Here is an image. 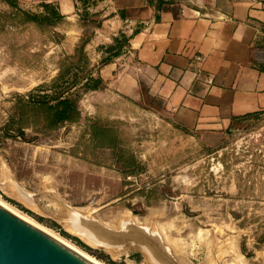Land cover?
<instances>
[{"label": "rangeland", "instance_id": "obj_1", "mask_svg": "<svg viewBox=\"0 0 264 264\" xmlns=\"http://www.w3.org/2000/svg\"><path fill=\"white\" fill-rule=\"evenodd\" d=\"M98 3L0 0V201L98 264H264V113L192 132L107 93Z\"/></svg>", "mask_w": 264, "mask_h": 264}, {"label": "crops", "instance_id": "obj_2", "mask_svg": "<svg viewBox=\"0 0 264 264\" xmlns=\"http://www.w3.org/2000/svg\"><path fill=\"white\" fill-rule=\"evenodd\" d=\"M19 1L71 16L91 0ZM98 2L100 37H125L97 72L107 93L153 98L192 132L219 134L264 113V0Z\"/></svg>", "mask_w": 264, "mask_h": 264}, {"label": "water", "instance_id": "obj_3", "mask_svg": "<svg viewBox=\"0 0 264 264\" xmlns=\"http://www.w3.org/2000/svg\"><path fill=\"white\" fill-rule=\"evenodd\" d=\"M0 264H95L0 205Z\"/></svg>", "mask_w": 264, "mask_h": 264}, {"label": "bare ground", "instance_id": "obj_4", "mask_svg": "<svg viewBox=\"0 0 264 264\" xmlns=\"http://www.w3.org/2000/svg\"><path fill=\"white\" fill-rule=\"evenodd\" d=\"M0 205H2L3 207H5V208H7L8 210H10L11 212H13L15 215H17V216H19L20 218H22V219H24V220H26V221H28L29 223H32V224H34L32 221H30V220H28V219H26V218H24V217H22L21 215H19L18 213H16L15 211H13V209H10L7 205H5L4 203H2L1 201H0ZM72 214V213H71ZM65 215L67 216V220H68V222H70L71 223V225H74V224H76V225H78L79 226V228L80 229H84L83 231H87V232H89V233H93V234H95V235H99V236H101V238H104V239H106V244H104V246H105V248L106 249H108L110 252L112 251V252H118L119 251V249H120V247L123 245V244H125V243H128L129 245L130 244H136V245H139V243H135V242H132V241H127V240H125V239H122L121 237H119V236H113V235H111V234H109V233H104L102 230H99V229H97V228H93L92 226L91 227H89L88 225H85L86 223H82V222H77L76 220L77 219H74V215L73 216H71V215H67L66 213H65ZM63 216V215H62ZM64 219V218H63ZM62 220V219H61ZM68 224V223H67ZM123 224V223H122ZM35 225V224H34ZM68 225H70V224H68ZM40 228V227H39ZM41 229V228H40ZM41 230H43V231H45V232H47L46 230H44L43 228L41 229ZM48 234L49 235H51L49 232H48ZM51 236H53L54 238H56L54 235H51ZM56 239H58V238H56ZM60 242H62L63 244H65L66 246H68L69 248H71V249H73L74 251H76L77 253H79V254H81L82 256H84L85 258H87V259H89L90 261H92L93 263H95V264H98L97 262H95V261H93L92 259H90L89 257H87V256H85L83 253H81V252H79L78 250H76L75 248H73V247H71V245H68L67 243H65V242H63L61 239H58ZM130 248H132V246L130 247ZM126 249H129V248H126ZM125 249V250H126ZM124 250V249H123ZM121 251H119L118 253H120ZM144 252V251H143ZM145 254V253H144ZM149 256V254L147 255V257ZM144 259H145V256H144ZM146 260H147V258H146ZM145 260V261H146ZM149 260H150V258H149ZM157 260V259H156ZM151 261H153V262H155L154 261V259L153 260H151ZM151 261H146V263L147 264H152L153 262H151ZM149 262V263H148ZM156 264V263H155Z\"/></svg>", "mask_w": 264, "mask_h": 264}, {"label": "trees", "instance_id": "obj_5", "mask_svg": "<svg viewBox=\"0 0 264 264\" xmlns=\"http://www.w3.org/2000/svg\"><path fill=\"white\" fill-rule=\"evenodd\" d=\"M94 89H95V87H94Z\"/></svg>", "mask_w": 264, "mask_h": 264}]
</instances>
